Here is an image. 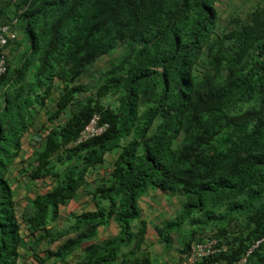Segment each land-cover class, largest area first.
<instances>
[{
    "label": "trees",
    "instance_id": "16d2710c",
    "mask_svg": "<svg viewBox=\"0 0 264 264\" xmlns=\"http://www.w3.org/2000/svg\"><path fill=\"white\" fill-rule=\"evenodd\" d=\"M216 4L0 0V24L15 21L23 35L7 45L10 55L23 50L0 78V264H18L27 237L34 254L61 241L34 255L39 264H70L76 253L75 264H126L146 233L138 200L149 189L183 198L177 221L154 230L166 247L178 234L185 251L210 230L228 250L198 264H235L263 239L245 264H264V1L224 27ZM119 47L80 99L86 70ZM95 112L108 130L68 147ZM41 113L51 127L38 129L28 173L54 182L18 213L9 174ZM106 155L107 177L87 181ZM80 189L93 208L48 229ZM111 222L117 234L93 242Z\"/></svg>",
    "mask_w": 264,
    "mask_h": 264
},
{
    "label": "rangeland",
    "instance_id": "374dc122",
    "mask_svg": "<svg viewBox=\"0 0 264 264\" xmlns=\"http://www.w3.org/2000/svg\"><path fill=\"white\" fill-rule=\"evenodd\" d=\"M261 1H264V0H217L216 8H217L218 13H219L221 27L226 26L227 21L229 19H231V17L244 18L245 15L247 14V12H249L258 2H261ZM18 37H20V39H21L23 37V35L21 34V36H18ZM22 48L23 47L20 46L19 49L17 50V52L12 55L13 57H15V59L19 56V54L23 50ZM122 51H123L122 47H119L114 54L97 60L90 68H88L86 70L85 74L80 79V84L86 88V92L79 95L80 99L85 98L87 95L94 93L95 84L97 82V79H98L100 72L103 71L105 68H107L109 62L116 60L122 54ZM9 58H10V55L7 54V59L10 61L13 60V59H9ZM50 104H51V102L50 103L48 102L47 106H50ZM42 117H46V115L44 114ZM63 120H64V118L62 120L59 119L58 121L61 122ZM41 136H43L41 133H39L37 135V137L35 136V138H37L35 140V143L37 145L40 142ZM26 139H28L27 136H26ZM31 142H32V139H31ZM29 143H30V140L27 141L28 146L30 145ZM38 149H39L38 147L34 148V151H36ZM34 151H33V153H34ZM23 152L24 153L20 156V157H22L23 161H18L15 169L11 170L12 172L10 173V176L8 179L10 185L13 187V189L15 191V195L21 194V193H23V191H25L22 195V198H18V200L16 199L17 208L21 207V203L24 202V200L26 201L27 205L31 202L32 199L30 200L28 198H26V199L23 198L28 193H32L33 196H36V194H39L41 189L44 188V187L40 186V184H39L41 181H43L42 183L44 184V186H52L53 182H54L51 178H46V179L44 178L45 180H43V178H39L35 181H31L29 178L28 171H29V164L32 163L33 153H30L31 155H28L27 159H23V157L26 155L25 154L26 150H23ZM106 158H107V162L105 163V166L103 168H98L96 171H89V176L91 178L96 179V178H101V176L106 177L108 175V170H106V169L111 168L110 162H111V159L113 158V156L107 155ZM24 186H25V188H24ZM80 192H82L81 189H80L79 193ZM84 196H86V195L84 194ZM86 205H87V203H83V202L78 201L77 204H75L73 201H71L70 204L68 203L65 207H61L59 210V212H60L59 218L54 223H52L50 226H48V229H50V230L65 229L69 224L68 218H69L70 214L79 213V212L83 211V209L86 208ZM171 205H172V207L170 210H177L176 202H171ZM180 212H181V208L177 211V215H178V216H176L177 218L179 217ZM18 213H20V212L18 211ZM170 220L171 221H177L173 217ZM233 229H235V226L233 227ZM205 234L208 236L211 234V231L208 230L207 233H205ZM173 238H174V240L180 242V238H179L178 234L174 235ZM31 239H32L31 237H27L23 240V243H22L23 247H22V249H20L18 264H39L35 260L34 255L37 254L36 256L41 258V257H43L42 251L44 249L47 248V249L53 250L57 246V244L61 243V241L56 242V243L50 245L49 247H46V243L44 241H42L37 245V247H36L37 253L34 254V252H32L30 249L26 248L27 244L31 242ZM149 249H150L151 253L154 254V255H151L149 257L151 264L162 263V261L164 260V256H166L168 253L167 251H165L163 254L159 253L160 252L159 251V245H157L154 242L149 243ZM157 253H159V254H157ZM77 257H78L77 253L75 255L71 256V258L69 259V263L74 264V262L77 261ZM46 264H49V263L46 262ZM115 264H119V263H115ZM172 264H173V262H172Z\"/></svg>",
    "mask_w": 264,
    "mask_h": 264
},
{
    "label": "crops",
    "instance_id": "0c3cea01",
    "mask_svg": "<svg viewBox=\"0 0 264 264\" xmlns=\"http://www.w3.org/2000/svg\"><path fill=\"white\" fill-rule=\"evenodd\" d=\"M9 54V52H8ZM10 55V54H9ZM9 59H15L12 55H10ZM14 64L16 62H13ZM54 97V96H53ZM53 103L50 104V107H53ZM44 114L42 113L39 115L38 120L36 124L33 125L32 128H30L25 135L23 136L21 140V153L20 156L24 153L23 150H26L25 156L23 159H27L28 155H31L30 153H33L34 148H37L38 145L35 143V136L37 137L38 135V130L40 126L44 125L47 128L51 127V124L46 123L45 117H42ZM58 122V119L56 120ZM41 131L40 133H42ZM26 136L28 139H26ZM32 139V142H31ZM30 140V145L28 146L27 141ZM35 143V144H34ZM19 156V157H20ZM21 159V160H20ZM18 161H23L22 157H20ZM107 162V158H106ZM105 164L101 167L98 168H103ZM108 170V173L110 172L111 168L106 169ZM105 170V171H106ZM103 171V170H102ZM16 172V171H15ZM102 177V176H101ZM46 179V178H45ZM43 179V180H45ZM94 178H91L90 176L88 177L87 181H92ZM41 181L39 184L40 186L44 187L41 189L39 194H44L46 191H48L51 187L50 186H44V184ZM25 188V186H24ZM25 191H23L24 193ZM21 194H17V200L18 198H22ZM85 192H80V199H78L79 202L87 203L86 208L84 210H91L92 209V204L90 203V198L88 195L84 196ZM82 197V198H81ZM24 199H33L34 196L32 193H28L23 197ZM77 201V202H78ZM171 202H176V207L177 210H170L172 205ZM183 203V198L181 196L177 195H172L167 192L160 191L158 189H149L146 191L138 200V205H139V210H140V217L139 220L145 222L146 224V233L143 239V242L141 244L140 250L137 251L135 254L130 255V260L126 262V264H151L149 257L151 255H154L151 253L149 249V243L154 242L157 245H159V253H164L167 251V255L164 256V260L160 264H177V262L180 259L181 255V250H180V245L179 242L174 240L172 237L171 240V245L169 247H166L163 243L159 241L157 238L154 230L158 229L161 227L164 223L166 222H171V218H176L177 216V211L181 208ZM70 204V203H69ZM77 204V203H75ZM26 201L21 203V207H18V211H22L23 207H25ZM82 207V206H81ZM80 208V207H79ZM117 234V227L114 223H109L105 227L99 228L98 230V235L97 237L93 240L95 243H99L105 239H108L110 237H113ZM157 253V254H159ZM116 263H120V261H117Z\"/></svg>",
    "mask_w": 264,
    "mask_h": 264
},
{
    "label": "built area",
    "instance_id": "2783aa9c",
    "mask_svg": "<svg viewBox=\"0 0 264 264\" xmlns=\"http://www.w3.org/2000/svg\"><path fill=\"white\" fill-rule=\"evenodd\" d=\"M13 39H15V34L10 29V26H0V50ZM4 71L5 57L3 53L0 52V76L4 73ZM108 127L109 124L106 121L102 120V117L99 113H93L78 133V136L73 145L102 135L106 132ZM262 240L263 239L256 241L255 244L247 251L245 256L236 264H244L246 261V256L251 252L252 248L257 247V245ZM227 250L228 246H226L224 241L215 237L206 238L201 242H193L189 248V251L184 255L183 260L179 264H196L204 258H209L211 256L225 253Z\"/></svg>",
    "mask_w": 264,
    "mask_h": 264
},
{
    "label": "clouds",
    "instance_id": "9594fccd",
    "mask_svg": "<svg viewBox=\"0 0 264 264\" xmlns=\"http://www.w3.org/2000/svg\"><path fill=\"white\" fill-rule=\"evenodd\" d=\"M14 23H15V21H13L11 24H0V26L9 25V26H10V29H11L12 32L15 34V39H13V40L10 41V42H13V41H15L16 39L19 38L18 35H17V33L13 30L12 25H13ZM10 42H8V43H7V44H6V45L0 50V52L3 53V55H4V57H5V71H4V73L0 76V78H1V77L5 74V72H6V65H7V60H8V59H7L8 50H7L6 47H7V45H8ZM22 49H23V48H22ZM21 52H22V51H21ZM19 55H20V54H19ZM55 96H56V93H55ZM50 102L54 104V101H49V103H50ZM45 103H46V106H47L48 101H46ZM47 107H48V108H52V107H50V106H47ZM53 107H54V105H53ZM95 113H96V112H95ZM41 114H42V113H41ZM90 117H91V116H90ZM90 117H89V118H90ZM45 118H46V117H45ZM62 119H63V118H62ZM62 119H61V120H62ZM58 120H59V119H58ZM87 121H88V120H87ZM103 121H104V120H103ZM58 122H59V121H58ZM107 123H108V122H107ZM85 124H86V123H85ZM82 128H83V127H82ZM82 128H81V129H82ZM108 128H109V127H108ZM107 130H108V129H107ZM107 130H106V131H107ZM36 131H38L39 133L41 132V131H39V130H36ZM79 132H80V131H79ZM39 133H38V134H39ZM44 133H45V132L43 131L41 134H44ZM103 134H104V133H103ZM103 134H102V135H103ZM24 135H25V134H24ZM77 136H78V135H77ZM100 136H101V135H100ZM97 137H99V136H97ZM76 138H77V137H76ZM76 138H75V140H76ZM95 138H96V137H95ZM91 139H93V138H91ZM40 140H41V139H40ZM75 140L72 141L71 143H69L67 146H68V147H74V146L80 145V144H82V143H85L86 141H88V140H90V139H88V140H86V141H84V142H82V143H79V144L73 145V143L75 142ZM38 146H39V143H38ZM38 148H39V147H38ZM36 151H37V150H36ZM34 152H35V151H34ZM106 156H107V155H106ZM106 156H105V159H106ZM108 156H110V155H108ZM19 159H20V157H19ZM111 162H112V159H111ZM111 162H110V167H111ZM105 163H106V162H105ZM11 170H12V169H11ZM11 172H12V171H11ZM11 172H10V173H11ZM9 176H10V174H9ZM106 177H107V176H106ZM106 177H104V178H106ZM45 178H49V177H45ZM43 179H44V178H43ZM11 187H12V186H11ZM50 187H51V186H50ZM12 189H13V187H12ZM50 189H51V188H50ZM50 189H49V190H50ZM49 190H48V191H49ZM46 192H47V191H46ZM46 192H45V193H46ZM82 192H85V191H82ZM45 193H44V194H45ZM37 195H42V194H36V196H37ZM34 197H35V196H34ZM89 198H90V197H89ZM16 199H17V195H16ZM78 199H80L79 191H78ZM78 199H77L76 201H73V202H74V203H77ZM32 200H33V199H32ZM32 200H31V201H32ZM26 206H27V205H26ZM23 208H24V207H23ZM92 208H93V206H92ZM22 210H23V209H22ZM59 210H60V209H59ZM84 211H86V210H84ZM17 212H18V208H17ZM20 212H22V211H20ZM79 213H80V212H79ZM74 214H78V213H74ZM112 223H113V222H112ZM101 228H102V227H101ZM172 237H174V235H173ZM206 238H212V237L208 235ZM206 238H205V239H206ZM205 239H203V240H205ZM171 240H172V239H171ZM203 240H202V241H203ZM220 240H221V239H220ZM222 241H223V240H222ZM257 241H258V240H257ZM193 242H197V241H193ZM193 242H191V243L189 244V247H188L185 251H181L180 259H179V261L177 262V264H179V263L183 260L184 255L189 251V248H190V246H191V244H192ZM200 242H201V241H200ZM224 243H225V242H224ZM254 244H255V243H254ZM254 244H253V245H254ZM57 245H58V244H57ZM253 245H252V246H253ZM226 246H227V245H226ZM252 246H251V247H252ZM257 246H258V245H257ZM251 247H250V248H251ZM250 248H249V249H250ZM255 248H256V247H255ZM249 249H247V251H248ZM252 249H253V248H252ZM247 251H246V253H247ZM251 251H252V250H251ZM226 252H227V251H226ZM19 253H20V251H19ZM246 253H245V254H246ZM250 253H251V252H250ZM250 253H249V254H250ZM245 254H244V256H245ZM249 254H248V255H249ZM218 255H219V254H218ZM248 255H247V256H248ZM215 256H217V255H215ZM244 256H243V257H244ZM247 256H246V258H247ZM211 257H214V256H211ZM211 257H209V258H211ZM243 257H242V258H243ZM209 258H204V259H202L201 261L197 262L196 264L202 262L203 260L209 259ZM242 258H241V259H242ZM18 261H19V258H18ZM76 262H77V261H75L74 264H75ZM237 262H238V261H237ZM237 262H236V263H237ZM245 262H246V261H245ZM236 263H235V264H236ZM244 264H245V263H244Z\"/></svg>",
    "mask_w": 264,
    "mask_h": 264
}]
</instances>
